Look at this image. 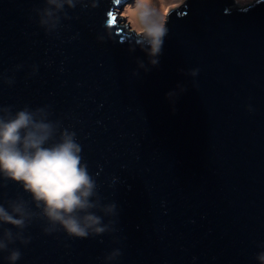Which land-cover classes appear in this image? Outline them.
<instances>
[{
	"label": "water",
	"instance_id": "water-1",
	"mask_svg": "<svg viewBox=\"0 0 264 264\" xmlns=\"http://www.w3.org/2000/svg\"><path fill=\"white\" fill-rule=\"evenodd\" d=\"M233 3L170 11L152 66L120 17L134 0H82L52 31L37 14L45 0H0V109L44 108L74 132L103 202L118 207L113 230L87 239L34 221L30 243L9 246L17 264H105L116 249L112 264H259L264 0ZM18 197L31 200L0 178V203Z\"/></svg>",
	"mask_w": 264,
	"mask_h": 264
},
{
	"label": "clouds",
	"instance_id": "clouds-1",
	"mask_svg": "<svg viewBox=\"0 0 264 264\" xmlns=\"http://www.w3.org/2000/svg\"><path fill=\"white\" fill-rule=\"evenodd\" d=\"M81 2L45 0L46 6L37 10L41 27L54 30L61 14L67 18L65 8L74 10ZM133 10L140 28L135 33L137 44L150 64L158 66L168 35L166 22L149 0H134ZM139 66L145 67L143 63ZM198 71L191 70L189 74L196 77ZM183 91L186 89L181 88ZM81 153L76 134L62 129L46 109L26 107L15 113L0 109V178L22 186L31 197L30 201L18 197L0 203V253H8V264H17L21 259L19 249L10 250L9 246L30 243L24 233L34 221L46 223L45 234L62 229L78 239L103 236L113 230L111 218L118 216L117 204L103 202ZM120 256L118 249L113 250L105 257V264H112ZM257 260L264 264V252Z\"/></svg>",
	"mask_w": 264,
	"mask_h": 264
},
{
	"label": "rangeland",
	"instance_id": "rangeland-1",
	"mask_svg": "<svg viewBox=\"0 0 264 264\" xmlns=\"http://www.w3.org/2000/svg\"><path fill=\"white\" fill-rule=\"evenodd\" d=\"M159 1H165L169 4L164 6L165 7L164 10H161L162 5H159ZM186 1L187 0H157V1L152 0L151 2L152 3L154 2V3L151 5L159 11L160 15L162 14L161 18L163 21L166 22V19L169 15V12L180 8L181 6H183L185 4ZM233 1H234L233 5L236 8H246V7L252 5L255 2H258L260 0H233ZM131 12H133V13L131 14ZM120 17L126 18V21H127L128 25H130L131 29L136 30V31H140V28H139V25H138L137 19H136V13L134 12L133 7L128 6L124 10V12L120 15Z\"/></svg>",
	"mask_w": 264,
	"mask_h": 264
},
{
	"label": "bare ground",
	"instance_id": "bare-ground-1",
	"mask_svg": "<svg viewBox=\"0 0 264 264\" xmlns=\"http://www.w3.org/2000/svg\"><path fill=\"white\" fill-rule=\"evenodd\" d=\"M152 0H149V2L151 3V4H153L152 2H151ZM155 1H157V0H155ZM156 3V2H155ZM169 3H167V2H165V1H159V5H162V9L161 10H164L165 9V5H168ZM133 12H131V14H132ZM162 15V14H161Z\"/></svg>",
	"mask_w": 264,
	"mask_h": 264
}]
</instances>
